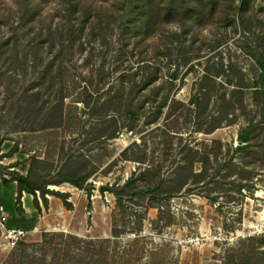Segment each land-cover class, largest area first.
<instances>
[{"label":"rangeland","instance_id":"obj_1","mask_svg":"<svg viewBox=\"0 0 264 264\" xmlns=\"http://www.w3.org/2000/svg\"><path fill=\"white\" fill-rule=\"evenodd\" d=\"M230 1L222 0L216 16L230 13L239 23V11H229ZM65 2L34 0L39 16L33 25L24 26L22 0H0V41L15 36L22 45H33L43 26L52 23L62 43L52 52L47 43L39 55L45 66L69 61L58 86L69 96L56 93L49 100V93L42 92V100L52 105L40 116L35 112L20 119L10 106L38 82L34 62L27 74L0 75V180H10L12 173L28 176L32 169L46 180H57V174L71 170L90 177L85 189L69 183L47 187L67 195L71 209L52 194L45 204L37 191L33 197L42 205L46 221L14 248L0 230V264H264V255L257 251L264 240V156L236 152L238 135L247 126L245 112L253 108L252 91L245 92L247 111L239 108L229 116L223 97L236 100L238 88L229 82L237 84L239 73L225 69L213 78L206 71L219 68L221 54L226 66L234 61L248 80L254 77L252 60L239 51L241 27H209L201 32L200 44L180 48L166 38L177 31L176 25L160 24L142 37L126 34L125 0H85L94 16L82 37L86 52L81 53L78 44L67 55ZM252 4L257 19L264 20V0ZM240 5L238 1L235 6ZM222 38L229 43L213 50ZM200 55L204 57L198 59ZM6 71L0 61V73ZM154 75L156 82L140 90ZM202 85L209 101L197 109L194 101L203 95ZM165 98L161 119L147 125ZM130 103L137 114L134 121L129 119ZM111 118L117 120L120 133L106 139L101 133H111ZM231 120L235 124L228 126ZM219 122L220 128L205 132ZM11 152V157H4ZM229 162L234 164H229L231 170L223 167L218 173L219 166ZM129 179L137 193L123 196L120 207L114 192ZM241 185L247 188L240 193ZM101 187L112 191L102 194ZM15 192L13 183L0 182V219L3 207L5 225L18 216ZM209 196L218 198L220 209ZM67 252L72 259L66 260Z\"/></svg>","mask_w":264,"mask_h":264},{"label":"trees","instance_id":"obj_2","mask_svg":"<svg viewBox=\"0 0 264 264\" xmlns=\"http://www.w3.org/2000/svg\"><path fill=\"white\" fill-rule=\"evenodd\" d=\"M238 1L241 2V5L236 7L235 5ZM33 2L34 0H22V3H20L22 9L20 11L22 13L21 18L24 21V26L33 25L39 16L40 11L37 8V4H34ZM65 3L66 6L64 8V17L68 21L66 26V35L64 37V41L67 43L66 46H64L67 52L66 54H72V52L77 48L78 44L81 46L80 52H86L84 47L86 42L83 41L82 37L85 35V33L87 34V24L94 17L93 6L85 3V0H66ZM221 3L222 0H125L123 7L126 11V34H134L135 36L142 37L143 35H149L150 33L154 32L160 24H174L178 27V29L177 31L166 35V38H169L171 41L170 44H168L171 46L175 45L176 47L180 48L185 47L193 49L194 46L201 43L200 35L204 29H208L212 26H215L217 29H222L224 27H234L236 31L238 29L236 27H241L240 31L242 36L238 40V43H241V46H239V51H241L242 54L247 58L252 60L254 66L252 74L254 77H251L248 80V75L246 72L238 69L239 67L237 66L239 65L234 61H230V63L226 66V64L223 62L224 58L221 54L219 56L220 59L218 60L220 63L219 68L213 71L206 69V71L211 72L210 74L213 78L221 77L222 73L225 72V69H230L236 73H239L240 80L237 84H234L233 81L229 82L238 88L235 92L236 100L233 101V99H227L226 96L223 97L224 107L229 116L233 115V113L238 111L239 108L247 111L245 105V92L250 90L252 91L250 99L253 108L252 110L245 112V115L247 116V126L242 129L238 135L239 144L236 148V152H244L246 154L248 152L249 156L251 157L254 155V157L262 158L264 156V20L261 21L257 19L256 15L254 14V10L252 8L253 0H231L229 2V11H239V23L236 16L232 17L230 13H227L226 16L219 18L216 16V14L222 6ZM53 27L54 26L52 23L47 24V26H43L39 34L30 42L33 45H22L20 43V39L15 36L4 41H0V61L3 62L4 67H8V71L5 73H0L2 76L1 78H3L6 73L11 72L27 74L30 68V63L33 62L34 63L32 65L34 68V75H38L36 79L38 82H33L29 86L27 93L22 96V98H18L17 100L15 99L12 103H10L11 108L16 109L17 118L21 119L22 117H32L35 112L38 113L39 116L42 113L44 114L52 105V101L49 100H51L52 97H55L56 93H60L64 97L69 96V94L65 93V89L58 88L59 84L61 83V75L64 76V73L68 72L69 70V61L61 60L59 66H57L56 62L52 61L48 66H45L43 56L39 55L47 43H50L49 50L51 52L55 49L57 44L62 43V41L58 43V40H62V34L59 33L57 28L54 29ZM255 29H260L258 34L255 33ZM103 31H105V29H101L100 33ZM251 34L253 38H251ZM97 35L98 34H96V36ZM37 39L40 41L36 43ZM228 43V38L219 39L216 41L213 50H218ZM30 54L32 55V58H30ZM57 57H62V54L59 53ZM203 57L204 56L200 55L197 58L202 59ZM216 65H218V63H216ZM56 69L59 71L57 75H55ZM102 75L106 76L107 74L102 71ZM208 76L204 77V79L207 80ZM156 80L157 77L155 75L152 76V78L144 80L140 90L149 89L156 82ZM201 89L203 95L196 98L194 101L197 109L207 106L203 103L209 101V98L207 99L208 93L205 85H202ZM46 91L49 93L47 96V99L49 100H42V92H44L45 96L47 93ZM90 106V102H87L86 107L90 108ZM94 106L92 110L94 109ZM166 107L167 100L165 98L157 110L158 112H156L155 116L149 122H147V125L158 123L163 115V109ZM129 108L131 110L134 109L132 103L129 104ZM136 117L137 114L134 112V110L130 111L129 119L134 121L136 120ZM196 117L198 120L200 119L201 111L196 113ZM109 122L113 124L111 133L108 134L107 131H103L101 134H103V137H107L106 139H115L119 136L120 128L118 127L117 120H115V118H111ZM233 124H235V120H231V123H229L228 126ZM222 125L223 123L219 122L218 124L213 125L210 130H206L205 132L208 134L212 133L214 129L220 128ZM16 128L19 129V126ZM129 130L134 131V126H130ZM1 144L2 142L0 143V152ZM12 155L13 153L11 152L8 156L4 157H11ZM229 164H233V162L220 165L217 169L218 173L224 171L223 167L231 170V165ZM16 165L13 167H16ZM57 175V180H46V178L43 176H40L37 173L35 174L32 169L30 170L28 176L12 173V178L10 180L4 179V183H13L16 181L20 198L22 197L23 193L36 196V192L40 191L45 204H47L46 195L52 194L58 198H61L65 207L71 209L72 205L68 203L67 195L61 194L59 192H52L47 190V187L49 185L58 186L63 183H69L79 189H85L90 176L82 175L79 171L72 170L66 174L59 173ZM229 176L232 177V173L223 176V178H227ZM132 185L133 181L129 179L123 187L114 192L119 199L120 207H123V196H129L131 192L136 195L137 192L135 191V188L132 187ZM245 188H247L246 185H241L239 192L241 193ZM140 193L144 194L143 192ZM209 198L212 203L219 204L218 208L221 206L217 197L209 196ZM35 203L37 206H39L37 199H35ZM161 212L162 211L160 210V213ZM253 240L256 239H250V241ZM263 247L264 240L257 248V251L262 255H264V250H261ZM65 255L66 260L72 259V257L69 256V252H67ZM80 260L85 261L86 259L81 258ZM91 260L92 259H90V261Z\"/></svg>","mask_w":264,"mask_h":264},{"label":"crops","instance_id":"obj_3","mask_svg":"<svg viewBox=\"0 0 264 264\" xmlns=\"http://www.w3.org/2000/svg\"><path fill=\"white\" fill-rule=\"evenodd\" d=\"M0 182L4 183V181ZM16 187V192L14 195V203L18 211V216L12 225H7L8 228H20L29 232H33L35 228H39L42 221H46V215L44 214V209L42 205H36L33 195H28L24 193L23 203H18V185L17 182H13ZM50 204V203H49ZM58 209L61 207L58 203H55ZM3 208V207H1ZM50 211V210H49ZM1 220V219H0ZM8 221V220H7Z\"/></svg>","mask_w":264,"mask_h":264},{"label":"built area","instance_id":"obj_4","mask_svg":"<svg viewBox=\"0 0 264 264\" xmlns=\"http://www.w3.org/2000/svg\"><path fill=\"white\" fill-rule=\"evenodd\" d=\"M36 193L37 195H39V192ZM23 197H24V193L22 194L21 198L18 195V200H20L22 203H23ZM1 212H2V216H1L2 218L0 220V230L1 232H3V235L7 240L8 246L10 248L16 247L20 242L24 241L30 234L38 232L39 228H35L33 232H29L20 228H8L5 225V222L7 220V215L3 208H1Z\"/></svg>","mask_w":264,"mask_h":264},{"label":"water","instance_id":"obj_5","mask_svg":"<svg viewBox=\"0 0 264 264\" xmlns=\"http://www.w3.org/2000/svg\"><path fill=\"white\" fill-rule=\"evenodd\" d=\"M105 191H112V189H111V188H107V187H101V188H100V192H101L102 194H104Z\"/></svg>","mask_w":264,"mask_h":264}]
</instances>
